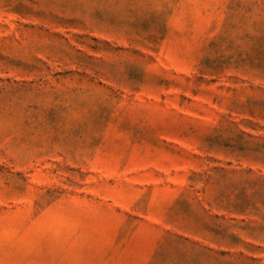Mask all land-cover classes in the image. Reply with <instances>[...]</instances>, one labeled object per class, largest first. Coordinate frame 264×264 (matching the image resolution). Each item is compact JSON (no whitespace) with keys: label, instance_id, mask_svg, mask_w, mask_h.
<instances>
[{"label":"rangeland","instance_id":"rangeland-1","mask_svg":"<svg viewBox=\"0 0 264 264\" xmlns=\"http://www.w3.org/2000/svg\"><path fill=\"white\" fill-rule=\"evenodd\" d=\"M0 264H264V0H0Z\"/></svg>","mask_w":264,"mask_h":264}]
</instances>
